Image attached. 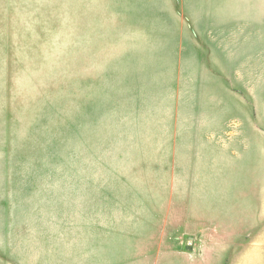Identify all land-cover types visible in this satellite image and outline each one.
I'll list each match as a JSON object with an SVG mask.
<instances>
[{"label":"rangeland","instance_id":"obj_1","mask_svg":"<svg viewBox=\"0 0 264 264\" xmlns=\"http://www.w3.org/2000/svg\"><path fill=\"white\" fill-rule=\"evenodd\" d=\"M161 262L264 264V0H0V264Z\"/></svg>","mask_w":264,"mask_h":264},{"label":"crops","instance_id":"obj_2","mask_svg":"<svg viewBox=\"0 0 264 264\" xmlns=\"http://www.w3.org/2000/svg\"><path fill=\"white\" fill-rule=\"evenodd\" d=\"M168 64H179L177 61H174L172 60L170 63ZM220 128H214L213 131H210V132H205L203 136H201L202 139H198V140H195L194 142V146H196V148H200L199 146H207L212 143L214 146H215V152L216 153H213L211 155V159H213V165H214V168H215V171L214 173L210 174V179H213V180H218L219 182L220 181H225L226 180V162H225V158H226V155H227V150L229 149L230 150V154L231 157H234V159H239L241 158L240 155H237V151L236 149L233 147H228L227 146V136L225 134V137L222 139V137H220ZM224 131V129H223ZM227 133V132H226ZM215 158H219L218 161L215 160ZM211 161V160H210ZM174 172H175V169L173 168L172 169ZM183 180V179H186V180H193L195 182H197L198 184L202 182V180L206 179V178H201V176L197 173L193 174L192 172H189L186 177H176V176H173L172 177V180L175 181V180ZM209 179V178H207ZM197 187V186H196ZM219 202H221V199H219ZM215 205V204H214ZM218 205H221L220 203ZM205 205L202 206L201 209H193V210H190V211H205L204 209ZM216 206H213L212 209H209L210 211H222L221 208H214ZM221 207V206H219ZM219 259V256L216 255L213 257V260H217ZM205 258H203L202 260H198V261H204ZM162 264V262L160 263ZM195 264H202V263H195Z\"/></svg>","mask_w":264,"mask_h":264}]
</instances>
